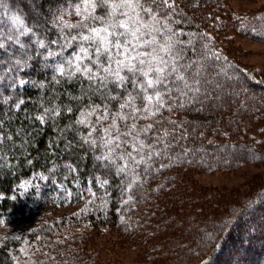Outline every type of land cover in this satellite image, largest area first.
Wrapping results in <instances>:
<instances>
[{
    "label": "trees",
    "instance_id": "1",
    "mask_svg": "<svg viewBox=\"0 0 264 264\" xmlns=\"http://www.w3.org/2000/svg\"><path fill=\"white\" fill-rule=\"evenodd\" d=\"M31 1L0 0V219L23 215L32 198L19 186L41 180L63 189L67 205L87 202L69 218L73 229L135 235L129 220L150 221V209L138 208L147 194L159 199L157 184L177 182L175 170L264 163V78L217 37L229 24L264 44V5L219 23L226 0ZM88 2L87 23L68 26ZM110 128L119 139L102 133ZM190 187L169 201L177 212L160 214L174 224L182 264L193 252L196 264H264V184L233 202L219 193L179 201ZM61 237L47 225L5 237L0 264H14L27 243L68 242ZM77 242L54 264H93Z\"/></svg>",
    "mask_w": 264,
    "mask_h": 264
},
{
    "label": "rangeland",
    "instance_id": "2",
    "mask_svg": "<svg viewBox=\"0 0 264 264\" xmlns=\"http://www.w3.org/2000/svg\"><path fill=\"white\" fill-rule=\"evenodd\" d=\"M30 2L35 5V1L30 0ZM223 5V9L219 13L220 16H215L214 22L229 23L236 16L243 15L241 13L245 11H256L264 5V0H226ZM90 11H92L91 2L78 7L67 17L68 26L71 28L83 26L90 17ZM132 23L129 26L128 33L131 35L138 34L140 27L138 24ZM233 31L235 30L231 29L229 24L221 26L217 30L220 45L227 52L232 53L231 55L239 64L264 78V44L240 38ZM147 104L152 106L150 103ZM94 122L97 121L94 119ZM110 130L111 128L109 130L105 129L102 133L115 134L110 133ZM118 136L116 133L113 138H118ZM127 141L129 142V139ZM115 146L118 148L117 143H115ZM111 149L112 147H110ZM190 169L175 170L174 173L178 172V179L172 185L167 186V183L157 184L159 187L156 190L157 192L160 191L159 199L154 198V193L145 195V203H141L138 210L143 207L150 209L151 218L150 221H144L141 217H136L132 223L129 220L126 228L129 226L136 228L135 235L129 232V228L117 232L113 230V232L98 236L92 235L90 228H86L85 231L82 230L84 228L80 229L82 231H77L69 226L72 224L69 222V218L73 215L81 214L82 216V213L88 209L87 202L67 205L63 201L69 198V195L63 189L44 185L41 180H24L19 186L21 189L20 195L23 199L32 198L31 202L23 215L11 214L0 219V242L5 237L22 235L47 225L52 230L62 234L61 238H67L69 243L78 241L77 246L85 247V252L89 255L86 256L85 260L91 261L93 264H182L180 257L173 252L172 244L176 238L174 224L170 221V218L165 221L164 217H162V221L164 220L166 224H162L160 214L167 207L166 215H169L171 211L172 213L177 212L169 206V201L177 199L176 194H182L184 185L185 187L191 186V192L185 193V199H182L181 195L179 201L199 202L204 198H214L216 193H219L221 200L225 203L226 201L233 202L234 195H241L242 198H246V194L250 190L258 191L264 184V163H244L233 170L214 169L199 172L198 169ZM118 170L120 172L126 171V166L120 167ZM169 173L168 171L167 175ZM167 175L166 177H168ZM217 208L220 210L219 205ZM138 210L136 211L138 212ZM216 214H220V212L218 211ZM150 216L145 217V219L148 220ZM61 221H66L67 227L66 225L56 224L61 223ZM133 223H135L134 226ZM65 235L67 236L64 237ZM53 241L40 248H35L33 243L18 247L13 253L14 264H54V261L60 263L61 260L72 256L66 254V248L72 247V245L63 241L58 247H55ZM180 242L181 239H179ZM198 254V252H193L187 259L185 258L183 264H196L200 256ZM87 263L91 264L90 262Z\"/></svg>",
    "mask_w": 264,
    "mask_h": 264
}]
</instances>
